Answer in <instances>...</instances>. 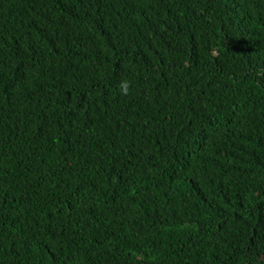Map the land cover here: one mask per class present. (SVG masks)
Masks as SVG:
<instances>
[{
  "label": "trees",
  "instance_id": "16d2710c",
  "mask_svg": "<svg viewBox=\"0 0 264 264\" xmlns=\"http://www.w3.org/2000/svg\"><path fill=\"white\" fill-rule=\"evenodd\" d=\"M0 264H264V0H0Z\"/></svg>",
  "mask_w": 264,
  "mask_h": 264
},
{
  "label": "clouds",
  "instance_id": "9594fccd",
  "mask_svg": "<svg viewBox=\"0 0 264 264\" xmlns=\"http://www.w3.org/2000/svg\"><path fill=\"white\" fill-rule=\"evenodd\" d=\"M132 88V83L128 80H121L118 85L119 93L122 96L129 95Z\"/></svg>",
  "mask_w": 264,
  "mask_h": 264
}]
</instances>
